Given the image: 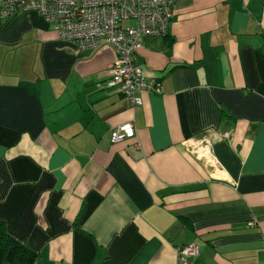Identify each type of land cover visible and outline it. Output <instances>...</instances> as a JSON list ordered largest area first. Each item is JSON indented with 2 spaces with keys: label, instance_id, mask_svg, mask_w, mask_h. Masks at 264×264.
Instances as JSON below:
<instances>
[{
  "label": "crops",
  "instance_id": "0c3cea01",
  "mask_svg": "<svg viewBox=\"0 0 264 264\" xmlns=\"http://www.w3.org/2000/svg\"><path fill=\"white\" fill-rule=\"evenodd\" d=\"M115 55L34 12L0 29L7 234L34 264H179L190 244L191 264H264V1L176 0L136 55L160 88L140 105L105 85ZM204 138L216 168L185 147Z\"/></svg>",
  "mask_w": 264,
  "mask_h": 264
},
{
  "label": "built area",
  "instance_id": "2783aa9c",
  "mask_svg": "<svg viewBox=\"0 0 264 264\" xmlns=\"http://www.w3.org/2000/svg\"><path fill=\"white\" fill-rule=\"evenodd\" d=\"M176 0H0V26L14 16L34 12L50 28L80 51H88L104 42L115 49L105 85L123 94L132 106L142 103V92H160L159 84L149 79L136 55L148 36H166L173 18ZM264 1V0H262ZM125 21L131 24L125 25ZM136 130L130 121L113 128L112 143L133 138ZM195 158L217 167L207 138L185 142ZM251 225H255L252 223ZM196 245L177 249L179 264H191L197 256Z\"/></svg>",
  "mask_w": 264,
  "mask_h": 264
},
{
  "label": "trees",
  "instance_id": "16d2710c",
  "mask_svg": "<svg viewBox=\"0 0 264 264\" xmlns=\"http://www.w3.org/2000/svg\"><path fill=\"white\" fill-rule=\"evenodd\" d=\"M35 259L36 253L7 234L0 222V264H34Z\"/></svg>",
  "mask_w": 264,
  "mask_h": 264
},
{
  "label": "rangeland",
  "instance_id": "374dc122",
  "mask_svg": "<svg viewBox=\"0 0 264 264\" xmlns=\"http://www.w3.org/2000/svg\"><path fill=\"white\" fill-rule=\"evenodd\" d=\"M124 24L125 25H129V24H131V22L130 21H125Z\"/></svg>",
  "mask_w": 264,
  "mask_h": 264
}]
</instances>
